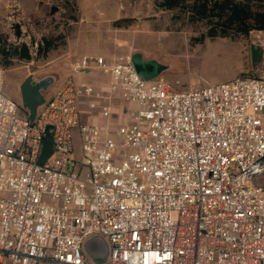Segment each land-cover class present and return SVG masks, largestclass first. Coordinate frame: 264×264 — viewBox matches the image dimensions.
<instances>
[{"label":"built area","instance_id":"2783aa9c","mask_svg":"<svg viewBox=\"0 0 264 264\" xmlns=\"http://www.w3.org/2000/svg\"><path fill=\"white\" fill-rule=\"evenodd\" d=\"M99 72L129 106L116 125L83 121L112 115L80 79ZM4 81L0 264H264V73L182 92L128 55L82 56L33 120Z\"/></svg>","mask_w":264,"mask_h":264},{"label":"rangeland","instance_id":"374dc122","mask_svg":"<svg viewBox=\"0 0 264 264\" xmlns=\"http://www.w3.org/2000/svg\"><path fill=\"white\" fill-rule=\"evenodd\" d=\"M207 31L184 13L158 8L156 0H0V36L14 47L26 44L32 57L3 67V91L22 105L20 87L27 78L54 77L45 94L49 98L70 75L72 64L87 55H128L133 65H145L144 80H162L172 91L264 73V31L235 40L209 38ZM256 42L262 55L253 64ZM161 65L165 70L157 73ZM79 148L76 144L77 157ZM88 244L90 255L101 262L103 243L92 239Z\"/></svg>","mask_w":264,"mask_h":264},{"label":"trees","instance_id":"16d2710c","mask_svg":"<svg viewBox=\"0 0 264 264\" xmlns=\"http://www.w3.org/2000/svg\"><path fill=\"white\" fill-rule=\"evenodd\" d=\"M156 5L163 10L184 13L192 23L205 24L209 38L235 40L247 37L253 31H264V0H156ZM0 58L5 69L14 60L32 59L26 44L14 47L2 36Z\"/></svg>","mask_w":264,"mask_h":264},{"label":"water","instance_id":"95a60500","mask_svg":"<svg viewBox=\"0 0 264 264\" xmlns=\"http://www.w3.org/2000/svg\"><path fill=\"white\" fill-rule=\"evenodd\" d=\"M253 55V64H256L260 59L261 54V44L256 42L252 47ZM134 67L138 74L142 75V67L137 64H134ZM165 70V66H159L157 73H161ZM32 77L27 78L20 87L22 107L26 110L29 115V118L33 120L37 114V110L46 102L45 94L48 91V88L55 83L54 77H46L39 81H34ZM53 140L51 136H47L43 143V149L41 157L39 160L40 164H43L52 154ZM88 243L86 244V249L88 253L91 252L88 249ZM103 253V252H102Z\"/></svg>","mask_w":264,"mask_h":264},{"label":"crops","instance_id":"0c3cea01","mask_svg":"<svg viewBox=\"0 0 264 264\" xmlns=\"http://www.w3.org/2000/svg\"><path fill=\"white\" fill-rule=\"evenodd\" d=\"M80 79L86 83L93 85L98 93L103 98L101 103L109 105L112 109V115L109 119L104 118L99 111L90 110L86 105L83 106V121L98 126L116 125L125 118L128 110V105L123 103L118 95L112 94L109 91L110 75L108 73L99 72L96 74L83 75ZM85 101V100H83Z\"/></svg>","mask_w":264,"mask_h":264},{"label":"flooded vegetation","instance_id":"af4514ba","mask_svg":"<svg viewBox=\"0 0 264 264\" xmlns=\"http://www.w3.org/2000/svg\"><path fill=\"white\" fill-rule=\"evenodd\" d=\"M137 65H139L140 67H142V74H144V70L146 69L145 68V65L143 66L141 63H137ZM149 72L150 73H153L154 72V69H152V70H149ZM149 73H145V75H148ZM33 83H34V81H33ZM55 84V83H54ZM51 87V86H50ZM50 87L48 88V90L50 89Z\"/></svg>","mask_w":264,"mask_h":264}]
</instances>
